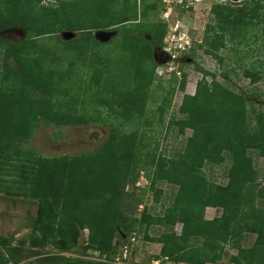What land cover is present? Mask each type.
I'll list each match as a JSON object with an SVG mask.
<instances>
[{
	"label": "trees",
	"instance_id": "16d2710c",
	"mask_svg": "<svg viewBox=\"0 0 264 264\" xmlns=\"http://www.w3.org/2000/svg\"><path fill=\"white\" fill-rule=\"evenodd\" d=\"M42 1L0 0V191L37 202L29 244L34 248L52 244L69 252L88 230L85 250L115 259L118 241L126 249L138 229L157 224L162 233L148 239L162 245L156 257L170 264L216 263L227 246L238 249L232 257L236 264H264V207L257 205L264 199V185L250 155L257 150L264 156V111H257L251 120L249 103L260 97L233 89L216 73L201 68L205 74L196 92L184 96L180 111L185 116L176 122L182 133L192 130L184 152L172 159L151 156L156 178L179 186L163 215L155 216L145 207L142 216H136L141 200L132 199L128 186L137 188L142 160L137 132L119 134L113 129L99 148L76 155L43 156L23 145L41 124L62 128L89 123L90 119L70 112L81 101L70 91L79 60L94 69L91 85L99 86L93 94L97 104L128 119L145 115L157 67L155 51L167 33L164 23L126 25L136 22L139 0H59L49 5ZM141 3L144 17L159 7L156 0ZM212 11L216 26L209 25L200 46L207 45V52L218 58L226 35L232 40L247 26L264 24V0H248L238 8L216 4ZM103 27L121 29L120 36L111 40L115 45L105 51L99 47L109 43L94 36V30ZM10 28L22 29L26 37L5 35ZM66 29L82 34L63 41L59 33ZM47 39H54V45L48 46ZM244 74L253 84L264 78V70L246 69ZM227 156L228 182H209L204 167L222 164ZM208 206L222 208V215L207 219ZM179 222L181 233L175 230ZM245 232L257 234L252 247H242ZM4 249L0 264L19 262L17 247L7 243ZM62 261L111 263L66 256Z\"/></svg>",
	"mask_w": 264,
	"mask_h": 264
},
{
	"label": "rangeland",
	"instance_id": "374dc122",
	"mask_svg": "<svg viewBox=\"0 0 264 264\" xmlns=\"http://www.w3.org/2000/svg\"><path fill=\"white\" fill-rule=\"evenodd\" d=\"M58 1L43 0L42 4H56ZM141 1L139 0L136 22L129 21L126 25H136L135 23L140 22H157L167 25L163 46L155 51L157 67L154 81L149 89L146 114L133 115L128 119L127 116L119 115L115 110L97 104L93 94L98 91L99 86L91 85L94 69L85 67L79 60L75 64L70 91L71 95L78 96L81 101L75 103L70 112L90 119L89 123L69 124L62 128L56 125L41 124L35 137L23 144L43 156L76 155L89 153L99 148L111 137L113 129L119 134L137 132L138 141L141 143L139 156L142 160L139 161L137 168V188L134 189L132 185L128 186L132 199L141 200L136 210L137 217L142 216L145 207H148L149 212L155 216L163 215L175 201L179 186L167 180L157 179L156 163L150 162V159L152 155L157 157L161 155L167 159L177 158L184 152L192 130L186 129L185 133H182L176 122L185 116L180 111L184 96L196 92L198 81L205 74L204 70L216 73L219 81L228 83L239 92L244 90L260 97L256 102L249 103L251 120H254L257 111H264V78L253 84L251 79L244 74L246 69L264 70V24L249 25L241 35L232 40L229 34L226 35V46L218 51L221 58L208 53L207 45L200 46L209 25L216 26L213 6L222 4L238 8L248 0H156L159 5L158 9L150 11L145 17L142 14ZM149 1L152 0H146V2ZM67 31H73L74 38L82 34L73 29L63 30L59 33L63 41L70 40L65 39L63 34ZM101 31L112 32L114 35L109 41L102 42L109 44L99 47V50L111 49V46L115 45L114 42L111 43V40L120 36L121 29L119 27L97 28L94 30V36ZM4 34L18 40L26 37V33L20 28H10L4 31ZM148 37L151 38L150 35ZM45 42L48 46H53L55 40L47 39ZM185 45H187L186 48L183 47ZM2 61L3 55L0 49V63ZM65 65H68V62ZM184 75H187V82L185 90H182L180 83ZM227 75L229 80H225ZM211 78L208 76V79ZM250 155L254 158L255 167L259 170V182L264 185V156L260 155L257 150H251ZM230 166L231 160L227 156L224 163L207 164L203 171L209 182L226 184L229 180ZM257 205L264 207V199H259ZM209 207L212 206H208L205 210L207 219L222 215V208L209 209ZM37 209V202L33 199L0 191V251L5 250L7 243L18 248L20 260L12 264H67L62 261L63 256L74 259L82 258L85 261H107L111 262L110 264L171 263L167 259L156 257L160 254L162 245L148 239V236L155 237L162 233L163 228L157 224L152 225L148 230L145 226L138 229L135 234H132L130 244L126 249L118 241L116 247L117 256L120 257L118 263L115 259L100 256L96 251L85 250L89 236L88 230L81 234L78 245L69 252L60 251L52 244L34 248L29 244L28 237L33 228ZM182 226L181 222L177 223L175 226L177 233H181ZM256 238L257 234L245 232L241 241L242 247H252ZM237 252L238 249L227 246L222 259L216 263L207 264H236L232 257ZM181 264L188 263L182 262Z\"/></svg>",
	"mask_w": 264,
	"mask_h": 264
},
{
	"label": "water",
	"instance_id": "95a60500",
	"mask_svg": "<svg viewBox=\"0 0 264 264\" xmlns=\"http://www.w3.org/2000/svg\"><path fill=\"white\" fill-rule=\"evenodd\" d=\"M65 35V39H73L75 37L74 32L73 31H67L63 33ZM114 34L112 32H107V31H101L98 32L95 37L97 40L101 41V42H105V41H109L112 36Z\"/></svg>",
	"mask_w": 264,
	"mask_h": 264
},
{
	"label": "built area",
	"instance_id": "2783aa9c",
	"mask_svg": "<svg viewBox=\"0 0 264 264\" xmlns=\"http://www.w3.org/2000/svg\"><path fill=\"white\" fill-rule=\"evenodd\" d=\"M119 259H120V257L117 256V257L115 258V262L118 263V262H119Z\"/></svg>",
	"mask_w": 264,
	"mask_h": 264
},
{
	"label": "crops",
	"instance_id": "0c3cea01",
	"mask_svg": "<svg viewBox=\"0 0 264 264\" xmlns=\"http://www.w3.org/2000/svg\"><path fill=\"white\" fill-rule=\"evenodd\" d=\"M211 208H213V207H209V209H211ZM210 212H213L214 213V211H210ZM214 218V217H213ZM160 244V243H159Z\"/></svg>",
	"mask_w": 264,
	"mask_h": 264
},
{
	"label": "clouds",
	"instance_id": "9594fccd",
	"mask_svg": "<svg viewBox=\"0 0 264 264\" xmlns=\"http://www.w3.org/2000/svg\"><path fill=\"white\" fill-rule=\"evenodd\" d=\"M187 45L183 46L184 48H186ZM191 47V46H190Z\"/></svg>",
	"mask_w": 264,
	"mask_h": 264
}]
</instances>
